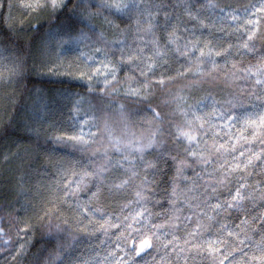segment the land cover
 I'll list each match as a JSON object with an SVG mask.
<instances>
[{"label":"snow or ice","instance_id":"obj_1","mask_svg":"<svg viewBox=\"0 0 264 264\" xmlns=\"http://www.w3.org/2000/svg\"><path fill=\"white\" fill-rule=\"evenodd\" d=\"M69 5L59 34L70 48H89L80 51L83 70L90 81L103 84L102 91L143 99L154 80L163 85L174 78L164 71L157 77L171 62L180 65L176 75L190 85L188 95L176 96L179 119L170 120L167 131L160 112L150 109L139 133L134 117H126L117 134L107 121L102 129L91 116L75 119L71 134L55 137V143L70 141L90 155L56 169L58 198L72 210L81 236L61 242L48 264H148L135 258L153 252L154 264H264V47L256 44L264 36V0L242 8L214 0L50 4L65 10ZM93 9L128 17L133 42L108 41L97 33ZM233 34L235 42L226 39ZM11 72L19 75L21 64L14 63ZM203 85L216 86V94L209 90L196 99L192 94L204 91ZM119 109L123 116V105ZM165 135L171 149L164 146ZM120 198L119 215L106 210V200ZM162 203L167 207L152 211L150 205ZM56 231L68 228L58 224ZM94 239L103 256H72L74 246L92 247Z\"/></svg>","mask_w":264,"mask_h":264},{"label":"trees","instance_id":"obj_2","mask_svg":"<svg viewBox=\"0 0 264 264\" xmlns=\"http://www.w3.org/2000/svg\"><path fill=\"white\" fill-rule=\"evenodd\" d=\"M3 2L4 7L0 8V210L12 216V233L9 251L0 254V264H48V258L55 257L61 242H71L72 236H81L73 227L72 210L58 198L56 169L62 163L83 160L90 155L76 151L70 141L55 143V137L71 134L75 119L91 116L98 118L96 122L102 129L107 121L117 134L122 131L125 118L134 117L136 126L133 130L139 133V125L143 123L141 118L150 109L160 112L164 118L162 127L167 131L168 122L179 119L175 114V98L189 94L190 82L176 75L180 65L171 62L157 71V77L160 71H164L165 76L174 78L165 79L163 85L154 80L150 94L143 99L123 93L109 94L102 91V83L90 81L84 73L80 51L89 53V48L85 45H81L79 51L70 48L59 34L71 12V5L65 10L60 7L53 9L51 0ZM94 2L101 3L102 0ZM165 2L175 3V0ZM214 2L221 7L232 5L242 8L258 0ZM8 4H11L10 8ZM93 12L91 23L106 40L120 38L133 42L134 33L127 30L134 27V23L128 17L115 19L95 9ZM261 33H264V24L261 25ZM235 38V34L226 37L232 42ZM256 44L264 47V36ZM16 62L21 64L19 75L11 72ZM124 79L125 73L121 71L122 87H126ZM90 82L93 85L91 91ZM203 89L192 95L199 99L209 90L216 94L214 85H203ZM120 105H123V116ZM144 126L147 127L146 124ZM163 139L164 146L171 149L173 145L169 137L165 135ZM147 158L152 159L153 156ZM120 203H123V198L108 199L105 201L106 210L119 215ZM150 207L157 212L167 205L162 203ZM153 220L160 222L159 217L154 216ZM58 224L61 228H68V232H57ZM98 244L99 240L94 239L92 247L76 245L71 250L72 256L83 259H91L97 253L103 256V247H97ZM153 256L158 260L155 252L135 259L154 264Z\"/></svg>","mask_w":264,"mask_h":264},{"label":"rangeland","instance_id":"obj_3","mask_svg":"<svg viewBox=\"0 0 264 264\" xmlns=\"http://www.w3.org/2000/svg\"><path fill=\"white\" fill-rule=\"evenodd\" d=\"M12 216H8L4 211L0 210V234H2V239H0V254H7L9 251L10 234L12 233ZM3 239L8 240V244L3 243ZM11 244V243H10Z\"/></svg>","mask_w":264,"mask_h":264}]
</instances>
